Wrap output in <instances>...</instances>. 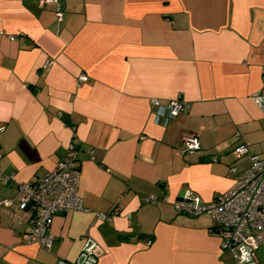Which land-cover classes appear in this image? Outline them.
Returning a JSON list of instances; mask_svg holds the SVG:
<instances>
[{"label":"crops","instance_id":"0c3cea01","mask_svg":"<svg viewBox=\"0 0 264 264\" xmlns=\"http://www.w3.org/2000/svg\"><path fill=\"white\" fill-rule=\"evenodd\" d=\"M40 1L0 0V264L72 262L85 238L98 245L97 264H233L208 215L172 204L229 189L230 168L248 165L233 154L240 142L264 157L253 100L264 76V0H62L61 22ZM152 99L189 108L170 119ZM185 133L200 143L189 159ZM70 143L80 149L87 212L55 215L46 252L23 239L29 216L2 202L16 204V186L44 178Z\"/></svg>","mask_w":264,"mask_h":264},{"label":"built area","instance_id":"2783aa9c","mask_svg":"<svg viewBox=\"0 0 264 264\" xmlns=\"http://www.w3.org/2000/svg\"><path fill=\"white\" fill-rule=\"evenodd\" d=\"M50 5L54 8L56 21L63 20L62 0H41L40 6ZM14 40V38H11ZM52 62L46 63V67ZM88 81L84 74L77 77L80 87ZM255 104L264 114V76L258 93L253 97ZM151 105L166 118H176L185 113L189 106L180 99H174L162 105L152 99ZM183 148L181 154L192 158L200 152L198 136L185 133L181 137ZM86 153L91 156L92 148ZM80 149L70 143L65 156L42 179L21 183L16 186V204L12 199H4L6 209H15L29 216L30 229L23 239L37 244L41 249L50 252L54 243L51 226L58 213L87 212L79 192L80 183ZM233 154L237 160L246 158L248 165L238 170L232 166L233 184L225 192L216 195L210 202L202 203L197 196L188 193L173 202L174 210L181 215L198 217L208 215L214 224V232L220 241V249L232 257L233 264H258L257 250L264 245V157L250 154L249 143L240 142ZM215 161L214 158H212ZM3 184L9 185L10 179L2 177ZM148 204L156 205L165 199L149 196ZM99 220H107L106 215H97ZM98 245L90 238H85L78 258L72 262L59 261L57 264H97Z\"/></svg>","mask_w":264,"mask_h":264},{"label":"rangeland","instance_id":"374dc122","mask_svg":"<svg viewBox=\"0 0 264 264\" xmlns=\"http://www.w3.org/2000/svg\"><path fill=\"white\" fill-rule=\"evenodd\" d=\"M258 264H264V245H262L256 252Z\"/></svg>","mask_w":264,"mask_h":264}]
</instances>
